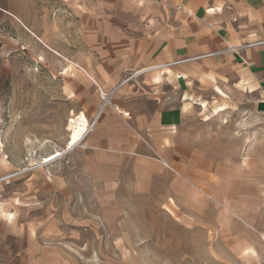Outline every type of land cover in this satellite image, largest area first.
<instances>
[{
  "label": "rangeland",
  "instance_id": "obj_1",
  "mask_svg": "<svg viewBox=\"0 0 264 264\" xmlns=\"http://www.w3.org/2000/svg\"><path fill=\"white\" fill-rule=\"evenodd\" d=\"M92 3L83 0L86 16ZM73 8L65 0H0V207L34 224L48 264H243L232 254L222 258L216 195L225 188L232 198L231 187H251L264 202V112L253 109L232 75L195 79L188 107L196 113L178 134L182 151L174 152L184 176L167 167L149 179L134 177L131 162L121 179L104 175L88 162L93 148L83 139L99 106H111L135 72L112 82L116 89L105 100L96 92L76 64L106 72L114 60L95 53L116 47L84 45ZM109 14L101 5L103 38L126 30L109 24ZM143 28H128L140 49L148 45ZM160 74L150 66L133 81L155 91L149 80ZM161 83L176 95L170 80ZM82 113L90 128L70 146L71 120ZM54 153L61 155L45 162Z\"/></svg>",
  "mask_w": 264,
  "mask_h": 264
},
{
  "label": "crops",
  "instance_id": "obj_2",
  "mask_svg": "<svg viewBox=\"0 0 264 264\" xmlns=\"http://www.w3.org/2000/svg\"><path fill=\"white\" fill-rule=\"evenodd\" d=\"M65 1L75 6L79 39L84 45L108 41L116 47L95 53L101 59L114 60L108 72L100 68L88 71L76 64L97 84L96 92L100 91L102 98L115 91V82L127 71L136 73L150 66L161 71L159 81L156 77L149 80L157 85L155 91L133 79L156 70L134 73L120 83L112 105L99 106L93 115V129L83 141L93 148L88 162L100 165L104 175L121 179L124 164L131 162L136 169L134 177L149 179L152 173H165L167 167L184 176L174 152L182 151L178 134L196 113L188 107L195 79L232 75L254 100L253 109L264 112V0H93L88 16L83 0L76 4ZM101 5L110 12L109 24H123L125 32L120 29L107 38L99 34ZM135 23L144 26L141 37L148 45L143 49L136 48L137 40L128 31ZM255 41L263 43L227 50V45L238 48ZM214 52L217 54L209 55ZM161 80H170L176 95L164 92ZM169 99L172 104H165ZM231 188L232 198H225V188L216 195L215 227L222 258L229 259L232 254L243 264H264V202L253 195L258 193L251 187ZM8 211L0 207V264H48L34 224L23 223Z\"/></svg>",
  "mask_w": 264,
  "mask_h": 264
},
{
  "label": "bare ground",
  "instance_id": "obj_3",
  "mask_svg": "<svg viewBox=\"0 0 264 264\" xmlns=\"http://www.w3.org/2000/svg\"><path fill=\"white\" fill-rule=\"evenodd\" d=\"M71 127H72V130H71L72 135H71V138L69 140V142H70L69 145L73 146L78 141L82 140L84 138V136L88 133V130L90 128V123H89V120L87 119V117L82 113L79 116H77L71 120ZM60 155H61V153L51 154L46 158L45 162L52 160V159H54Z\"/></svg>",
  "mask_w": 264,
  "mask_h": 264
},
{
  "label": "built area",
  "instance_id": "obj_4",
  "mask_svg": "<svg viewBox=\"0 0 264 264\" xmlns=\"http://www.w3.org/2000/svg\"><path fill=\"white\" fill-rule=\"evenodd\" d=\"M178 8H180V6H178ZM261 43H263V41H255L254 43L240 45L238 48L237 47L236 48H233L230 45H227V50L228 51H235V50H239V48H242V47H254V45H258V44H261ZM215 54H217V52L209 53V55H215ZM209 55H205V57H209ZM106 97H107V95H105V97L103 99L105 100Z\"/></svg>",
  "mask_w": 264,
  "mask_h": 264
},
{
  "label": "snow or ice",
  "instance_id": "obj_5",
  "mask_svg": "<svg viewBox=\"0 0 264 264\" xmlns=\"http://www.w3.org/2000/svg\"><path fill=\"white\" fill-rule=\"evenodd\" d=\"M209 11H215V9H209Z\"/></svg>",
  "mask_w": 264,
  "mask_h": 264
}]
</instances>
